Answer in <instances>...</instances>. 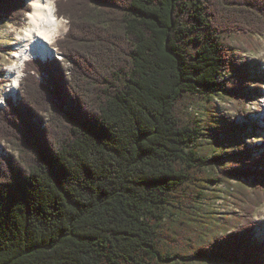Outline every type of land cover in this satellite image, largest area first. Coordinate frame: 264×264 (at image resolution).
Segmentation results:
<instances>
[{"label": "trees", "instance_id": "1", "mask_svg": "<svg viewBox=\"0 0 264 264\" xmlns=\"http://www.w3.org/2000/svg\"><path fill=\"white\" fill-rule=\"evenodd\" d=\"M54 4L69 73L57 57L28 60L17 103L0 108V141L14 150L0 157V264H264L252 217L264 140L249 148V124L215 103L223 96L244 120L260 93L263 76L235 51L264 35V0ZM29 8L0 0V18L20 24ZM187 98L204 117L189 115ZM206 138L224 143L220 154ZM218 185L243 210L235 224L201 215Z\"/></svg>", "mask_w": 264, "mask_h": 264}, {"label": "rangeland", "instance_id": "2", "mask_svg": "<svg viewBox=\"0 0 264 264\" xmlns=\"http://www.w3.org/2000/svg\"><path fill=\"white\" fill-rule=\"evenodd\" d=\"M25 21L26 18L22 19L21 23H18V25L16 22H11L0 18V108H3L7 105L8 98L11 97L12 101L17 103L20 97L19 86L23 77L25 76V72L23 69L25 67V63L28 60L25 61V63L23 64V72L20 77L16 94L14 96L6 95V88L10 82V79L7 74L8 67L9 65L13 64L16 59V32L24 26ZM64 33L65 31L60 34L57 40L61 38ZM244 45L246 47H250L251 50H242L244 52H241L240 50L235 51L236 62L240 65H243L244 67H247L252 77L263 76L264 79V35L256 34L253 39L249 40V46L247 43H244ZM55 48L56 52L51 56L48 55L45 58H31L29 60L40 59L44 61L49 58L57 57L62 61L65 69L67 70V73H69L72 67L71 61L66 60L65 57L59 53V51L57 50V44H55ZM37 76L39 77V75ZM224 79L225 81L229 82L228 84H231L236 81L237 78L234 76L233 72H227ZM222 97L223 96H220V98L218 97L215 99L216 108L218 107V109L221 110V113L225 111L226 115H228L231 120L237 121L239 124H241L242 122L249 124V138L244 139L245 144L249 148H252L256 145H260L261 141L264 140V84L261 87L259 95L255 96V94H253L250 98L251 100L246 99L244 109L248 111V113L247 118H245L244 120L240 118V116L237 114L238 112L233 109V104L228 100L223 99ZM186 105V111L189 113V115L192 116L193 114L194 117L197 119L204 117V115L207 113L204 104L199 103L196 99L187 98ZM253 123L259 125L260 128L253 130L251 127V124ZM204 140L201 141V147L209 146L213 154L221 153V149H223L224 147V143L222 141H216L211 138H206ZM6 147L8 148H5V142L0 141V157L5 154V149L8 152H14L13 147L9 143L6 144ZM255 154L256 153L254 152L253 155ZM223 160L224 163H227L229 157H226L225 159L223 158ZM251 179L252 176L242 177L239 181L242 182L245 186H248ZM237 180L238 179L233 178L231 179V182H237ZM206 193L207 196L199 203V207H201V215L206 217L208 220H211L212 217L220 219L224 215H228L231 217L229 221L235 224L237 223L235 218L242 219L245 216L241 213L243 210L239 209L238 206H236V204L234 203L235 199L233 198V196L228 195L227 189L224 185H218L217 187L212 186L209 190L206 191ZM252 217L253 221H255L256 224V234L254 236L258 241H261L264 238V202L259 206L255 207ZM197 264L222 263L213 260L212 262L198 261Z\"/></svg>", "mask_w": 264, "mask_h": 264}, {"label": "bare ground", "instance_id": "3", "mask_svg": "<svg viewBox=\"0 0 264 264\" xmlns=\"http://www.w3.org/2000/svg\"><path fill=\"white\" fill-rule=\"evenodd\" d=\"M28 4V0H25ZM38 3H44L46 0H37ZM30 12L40 11L39 9L29 8ZM24 26L16 32L17 51L15 62L8 67V77L10 79L6 88V95L14 96L17 92L20 77L22 75V67L25 61L31 58H45L48 55H53L56 52L55 44L57 38L53 35V26L41 24L34 30L27 27V14ZM56 15V13H55ZM66 25L59 26L58 30L62 34ZM27 33V35H25ZM60 36V35H59ZM5 95V96H6ZM7 96V97H8Z\"/></svg>", "mask_w": 264, "mask_h": 264}, {"label": "clouds", "instance_id": "4", "mask_svg": "<svg viewBox=\"0 0 264 264\" xmlns=\"http://www.w3.org/2000/svg\"><path fill=\"white\" fill-rule=\"evenodd\" d=\"M28 5L32 9H39L40 11L30 12L27 14V27L35 29L42 23L53 26V35L58 38L60 32L59 26L66 25L67 20L64 17H57L55 15L54 0H46L44 3H38L37 0H28ZM67 29H65L66 31ZM27 35V33H25Z\"/></svg>", "mask_w": 264, "mask_h": 264}, {"label": "water", "instance_id": "5", "mask_svg": "<svg viewBox=\"0 0 264 264\" xmlns=\"http://www.w3.org/2000/svg\"><path fill=\"white\" fill-rule=\"evenodd\" d=\"M67 28H68V26H67Z\"/></svg>", "mask_w": 264, "mask_h": 264}]
</instances>
